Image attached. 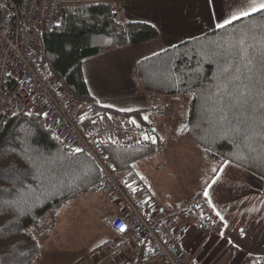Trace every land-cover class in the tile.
I'll list each match as a JSON object with an SVG mask.
<instances>
[{
	"label": "trees",
	"instance_id": "trees-1",
	"mask_svg": "<svg viewBox=\"0 0 264 264\" xmlns=\"http://www.w3.org/2000/svg\"><path fill=\"white\" fill-rule=\"evenodd\" d=\"M246 27H255L257 34L264 32V13L245 17L226 29L212 28L196 39L145 57L135 64L133 77L142 92L186 95L190 103L186 124L189 130L184 133L199 148H208L207 154L219 164L229 160L264 179V138L259 120L252 123L251 139L247 141H241L230 130L237 120L244 121L243 113L225 109L232 123L219 126L223 121L218 123V109L223 104L217 100L221 94L217 65L199 54L201 44L216 41L225 45L227 34L240 33ZM157 35L158 30L148 21L121 20L119 9L111 3H85L64 6L54 29L35 31L34 47L73 105L81 109L83 123L90 127L107 114L114 118L143 117L152 110L119 112L100 105L87 89L82 61ZM31 113L11 116L0 128V153H6L0 160V170L5 173L0 175V264H33L42 251L30 232L35 221L53 214L69 198L100 190L101 172L95 161L85 153L70 152L48 128L41 113ZM106 152L136 194L148 193L145 179L136 168L153 150L111 147ZM201 199L200 192L196 200ZM107 241L92 251L107 250L111 240ZM143 260L139 255L138 262Z\"/></svg>",
	"mask_w": 264,
	"mask_h": 264
},
{
	"label": "built area",
	"instance_id": "built-area-1",
	"mask_svg": "<svg viewBox=\"0 0 264 264\" xmlns=\"http://www.w3.org/2000/svg\"><path fill=\"white\" fill-rule=\"evenodd\" d=\"M138 1L144 0H0V128L7 118L14 116L13 113L34 112L37 106L41 113L48 114L42 116L48 128L59 137L61 145L70 152L76 147L82 148V153L103 170L100 171L99 188L116 210L102 217L101 222L112 234V241L96 264L121 259L132 245L138 246L139 255L144 259L160 264H187L182 242L188 226L161 214L156 205L142 203L133 187L126 186L129 184L109 159L106 149L161 150L170 136L169 128L187 124L189 98L180 93L147 91L144 96L154 107L148 120L143 119L146 115L119 118L108 115V123L100 122L101 118L89 127L73 109L72 99L34 47L35 31L54 29L60 22L64 6L101 2L117 8H132ZM133 119L139 128L129 123ZM155 121L165 124L161 126ZM142 132L163 137V140L151 144L142 139ZM183 212L199 231L218 233L224 229V224L210 209L195 201ZM121 224L127 225L124 233L117 231ZM260 264H264V258Z\"/></svg>",
	"mask_w": 264,
	"mask_h": 264
},
{
	"label": "rangeland",
	"instance_id": "rangeland-1",
	"mask_svg": "<svg viewBox=\"0 0 264 264\" xmlns=\"http://www.w3.org/2000/svg\"><path fill=\"white\" fill-rule=\"evenodd\" d=\"M118 9L121 20L139 19L155 24L158 35L169 47L212 29L204 0H144L132 8ZM201 16L204 17L202 22ZM193 17H196L195 23ZM142 96L148 103L144 109L152 110L146 116H151L154 107L144 92ZM72 107L83 118L81 109ZM34 108V112L41 113L39 107ZM107 116L98 120L108 123ZM180 127L171 126L164 147L140 160L136 168L156 200L177 205L204 187L212 175L211 168L218 163L184 132H179ZM114 210L110 198L100 190L86 191L61 203L53 214L38 218L30 232L42 246L46 258L42 264H96L107 251L93 252V248L109 239V232L101 220ZM46 232L49 233L44 236ZM136 254L131 255L129 251L121 259L103 264H160L152 259L138 262Z\"/></svg>",
	"mask_w": 264,
	"mask_h": 264
},
{
	"label": "crops",
	"instance_id": "crops-1",
	"mask_svg": "<svg viewBox=\"0 0 264 264\" xmlns=\"http://www.w3.org/2000/svg\"><path fill=\"white\" fill-rule=\"evenodd\" d=\"M242 3L244 0H216L213 20L217 16L228 14L229 7L235 10ZM161 47L167 48L169 45L161 35H157L140 44L85 58L82 61V71L90 95L99 101L100 105H111L109 108L117 111L121 108H130L133 111L144 109L148 103L133 77L134 67L139 60L153 55L154 52H160ZM219 165L217 163L216 167ZM213 176L212 173L201 190L195 191L179 205L159 202L149 192V186L147 196L143 192H139L140 195L137 196L142 203L156 205L161 214L169 215L188 226L182 242L187 264H260L264 258L263 178L233 163L224 168L221 179L209 188L216 211L224 217V221H221L224 229L218 233L197 230L193 220L182 211L195 201L215 214L203 195ZM200 192L202 199L196 200ZM240 229L245 230L244 235L240 234ZM108 235V240H112V234L109 232ZM229 240L233 243H228ZM138 250V246L132 245L127 252L130 251L131 255L137 253L138 258ZM45 260L42 250L33 264H42Z\"/></svg>",
	"mask_w": 264,
	"mask_h": 264
},
{
	"label": "snow or ice",
	"instance_id": "snow-or-ice-1",
	"mask_svg": "<svg viewBox=\"0 0 264 264\" xmlns=\"http://www.w3.org/2000/svg\"><path fill=\"white\" fill-rule=\"evenodd\" d=\"M204 2L208 11V20L212 21L210 27L215 29H226L236 21L245 17H250L257 13H264V0H244V3L236 7L235 10L229 7L228 14L217 16L213 20L216 0H204ZM203 19L204 17L201 16V22ZM195 21L196 17H193V23ZM152 27L156 28V25L153 24ZM193 39H196V37L194 36ZM225 45H221L216 41H209L207 44H201L199 53L202 57L215 62L217 65L218 87L221 89V94L217 96V100L223 104L218 109V123L219 121H223L219 126L224 127V125H230L232 123L224 114L225 109H228L230 112L243 113L244 121L237 120L236 126L230 130L234 134L239 135L241 141L250 140V133L252 132L251 125L258 119L262 129L260 135L264 138V32L257 34L255 27H246L240 33L227 34ZM172 47L175 48L176 45L172 44ZM222 47H224V51H221ZM161 50L166 51L163 47H161ZM153 55H158V53L154 52ZM108 107H111V105H108ZM119 111L130 112L133 110L130 108H121ZM257 112H259V116H257ZM27 114L32 115L31 112ZM41 115L46 117L48 114L41 113ZM143 119L148 120L149 118L145 116ZM129 123L137 128L140 127L135 119L129 121ZM242 123L246 126H242ZM188 130L186 124L181 125L178 129L181 133ZM152 131L155 132V129ZM141 135L144 141L150 142L151 144H156L158 139L163 140V137L158 138L146 132H142ZM56 138L59 139V137ZM73 151L75 153H82L83 149L76 147ZM204 151L207 153L209 149L205 148ZM5 157L6 153H0V160ZM230 163L231 161L225 160L218 167L211 168L214 176L211 178L210 183H207L203 192L206 202L222 222L224 221V217L219 211H216V205L210 198L209 188L217 184L221 179L224 168L230 165ZM100 171L102 172L103 170L101 169ZM3 174H5L3 170H0V175ZM126 186L131 188V185ZM132 190L135 191L136 189L132 188ZM225 226L227 225L225 224ZM126 229L127 225L121 224L117 231L124 233ZM240 234L244 235L245 230L240 229ZM102 243L106 245L108 241L105 240ZM228 243L232 244L233 241L229 240ZM97 247H100V245H97Z\"/></svg>",
	"mask_w": 264,
	"mask_h": 264
},
{
	"label": "bare ground",
	"instance_id": "bare-ground-1",
	"mask_svg": "<svg viewBox=\"0 0 264 264\" xmlns=\"http://www.w3.org/2000/svg\"><path fill=\"white\" fill-rule=\"evenodd\" d=\"M123 149V148H122Z\"/></svg>",
	"mask_w": 264,
	"mask_h": 264
}]
</instances>
